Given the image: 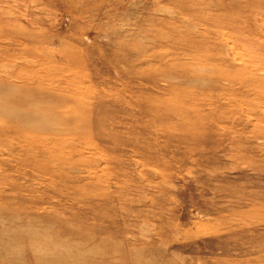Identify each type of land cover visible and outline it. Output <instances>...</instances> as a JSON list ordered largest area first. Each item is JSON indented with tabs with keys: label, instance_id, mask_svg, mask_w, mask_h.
I'll return each instance as SVG.
<instances>
[{
	"label": "rangeland",
	"instance_id": "rangeland-1",
	"mask_svg": "<svg viewBox=\"0 0 264 264\" xmlns=\"http://www.w3.org/2000/svg\"><path fill=\"white\" fill-rule=\"evenodd\" d=\"M0 129V264H264V0H0Z\"/></svg>",
	"mask_w": 264,
	"mask_h": 264
},
{
	"label": "bare ground",
	"instance_id": "bare-ground-1",
	"mask_svg": "<svg viewBox=\"0 0 264 264\" xmlns=\"http://www.w3.org/2000/svg\"><path fill=\"white\" fill-rule=\"evenodd\" d=\"M17 113V112H16ZM10 119H12V118H10ZM13 120V123L15 124V122H17V123H19V124H22V127L23 128H25L26 127V125H29L30 123H29V119H28V117H19L18 119H12ZM12 123V122H11ZM19 127V126H18ZM25 129H27V128H25ZM5 130V129H4ZM28 130H30L31 131V129H28ZM0 131H1V129H0ZM27 134V133H26ZM35 136V135H34ZM17 238H18V235H17ZM16 239V237L14 238V240ZM35 237H32V242H31V244H37V243H35ZM42 243H43V240L41 241ZM37 245H40L39 244V242H38V244ZM41 246V245H40ZM39 246V247H40ZM43 246V245H42ZM45 259V258H44ZM43 258H41L40 260L43 262V264H45L44 263V260ZM70 262H73L72 264H82V259L78 256V255H76L73 259H68ZM47 263L48 264H68L66 261H64V259H62V258H58V259H55V260H52V261H48L47 260ZM46 263V264H47Z\"/></svg>",
	"mask_w": 264,
	"mask_h": 264
}]
</instances>
